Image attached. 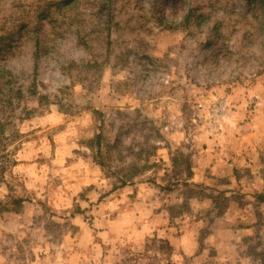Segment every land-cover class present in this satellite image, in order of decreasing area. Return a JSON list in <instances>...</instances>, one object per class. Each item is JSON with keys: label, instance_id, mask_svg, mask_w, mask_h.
<instances>
[{"label": "rangeland", "instance_id": "obj_1", "mask_svg": "<svg viewBox=\"0 0 264 264\" xmlns=\"http://www.w3.org/2000/svg\"><path fill=\"white\" fill-rule=\"evenodd\" d=\"M56 1L0 0V264H264L260 11Z\"/></svg>", "mask_w": 264, "mask_h": 264}, {"label": "trees", "instance_id": "obj_2", "mask_svg": "<svg viewBox=\"0 0 264 264\" xmlns=\"http://www.w3.org/2000/svg\"><path fill=\"white\" fill-rule=\"evenodd\" d=\"M245 1V6L249 10L253 11H260V17L258 18L260 21V25L263 26L264 28V0H244ZM73 0H60L56 1L55 6L59 7H64L68 8L71 6L73 3ZM208 14L204 12H194L193 9H190L186 12V15H184L182 19V23L189 25L191 22L198 21L200 22H206L207 21ZM161 20H165V18L162 16ZM172 28H175V25H172ZM5 39L4 37L0 36V40ZM4 43V40L2 44ZM38 43V42H37ZM2 47V46H1ZM0 47V49H1ZM1 78H6V81L8 84H13L14 82H18L16 76L9 71L8 69L2 68L0 69V79ZM19 84V83H17ZM22 85H18V87L15 89H10L11 93L9 94H2V97H0V149L6 147L7 145V138L4 136L5 130L8 127V124L10 123L11 117L13 113H10L11 111H14V106H13V100L14 96L18 99L23 97V89ZM1 95V94H0ZM11 107V108H10ZM10 108V109H9ZM100 143V138L101 134H98L96 137ZM190 173V171H189Z\"/></svg>", "mask_w": 264, "mask_h": 264}]
</instances>
